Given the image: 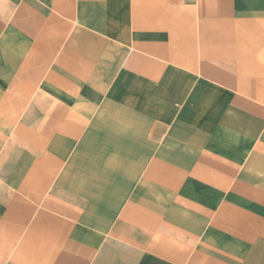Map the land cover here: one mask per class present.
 <instances>
[{
    "label": "crops",
    "instance_id": "crops-1",
    "mask_svg": "<svg viewBox=\"0 0 264 264\" xmlns=\"http://www.w3.org/2000/svg\"><path fill=\"white\" fill-rule=\"evenodd\" d=\"M0 264H264V0H0Z\"/></svg>",
    "mask_w": 264,
    "mask_h": 264
}]
</instances>
